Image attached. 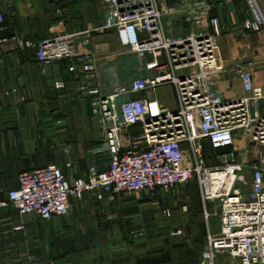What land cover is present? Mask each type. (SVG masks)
<instances>
[{"label":"built area","instance_id":"built-area-1","mask_svg":"<svg viewBox=\"0 0 264 264\" xmlns=\"http://www.w3.org/2000/svg\"><path fill=\"white\" fill-rule=\"evenodd\" d=\"M104 1L110 21L97 31H114L123 52L134 57L130 81L111 91L96 87L86 92L94 97L93 115L103 133L101 144L89 153L107 156V166L92 162L83 177L67 175L55 164L22 172L19 187L8 191L0 208L12 206L22 216L49 221L67 217L72 201H81L85 193L104 202L109 195L124 193L171 194L195 182L203 202L217 204L220 220L219 230L207 236L200 264H264V164H250L251 190L245 193L246 163L237 149L241 142L264 145V95L254 83L252 68L238 70L244 93L226 97L217 86L222 69L217 18L208 11L188 10L184 20L189 28L172 36L165 18H173L177 10L162 0ZM244 1L249 8L244 29L263 31L259 1ZM6 21L1 8L0 64ZM82 35L51 32L37 43L25 44L35 48L42 64L66 62L71 73L99 76L102 58L81 50V42H87L80 41ZM166 85L175 89L176 108L150 96ZM207 145L214 151H232L217 157V165H209ZM163 214L172 215L168 209ZM211 216L205 211L206 219Z\"/></svg>","mask_w":264,"mask_h":264},{"label":"crops","instance_id":"crops-1","mask_svg":"<svg viewBox=\"0 0 264 264\" xmlns=\"http://www.w3.org/2000/svg\"><path fill=\"white\" fill-rule=\"evenodd\" d=\"M258 1L264 9V0ZM2 3L0 0V9L6 12L8 20L10 11ZM162 3L177 10L176 16L165 18L172 36L185 34L189 28L184 20L188 10L208 11L210 17L219 20L222 31L216 41L222 69L217 86L223 95L233 98L244 93L238 76L240 67L252 68L254 83L264 95V30L247 32L244 29L249 15L244 0H162ZM56 22L61 31L52 32H67L63 19ZM35 27L31 17H23L19 12L1 32L6 41L0 64V200L7 198L8 191L19 187V175L25 171L55 164L67 175L83 177L92 162L105 168L107 156L89 153L101 144L103 133L93 115L94 97L86 92L96 87L111 91L112 87L125 84L134 76V57L123 52L112 30L100 33L97 29L101 27L95 26L83 33L82 41L87 42H81L84 43L81 50L102 58L100 75L87 77L69 72L66 62L40 63L35 48L25 44L46 38L38 34ZM171 88L176 101L175 89ZM150 96L171 107L161 97L159 89ZM261 111L264 113V98ZM238 145L239 157L246 163L244 175L251 181L250 164L246 161H264V158L258 156L256 146L242 142ZM206 150L207 153L211 150L209 145ZM218 151L221 153L217 157H222L232 149ZM193 183L199 193L195 206L197 219L159 225L170 234L157 240L128 238L127 231L146 229L149 220V212L143 209V196L138 193L109 195L104 202L85 193L81 201H72L67 217L49 221L37 215L22 216L12 206L0 208V264H34L36 261L200 264L207 236L214 227L210 219L205 218V211L210 212L213 204L203 202L200 187ZM183 212H188L187 206Z\"/></svg>","mask_w":264,"mask_h":264},{"label":"rangeland","instance_id":"rangeland-1","mask_svg":"<svg viewBox=\"0 0 264 264\" xmlns=\"http://www.w3.org/2000/svg\"><path fill=\"white\" fill-rule=\"evenodd\" d=\"M9 9L10 17L6 21H14L19 16V12L23 17H31L36 24L35 31L43 36H49L52 31L60 30L56 21L64 20L63 25L66 31L71 34L84 33L88 28L102 27L107 21H110L109 13H106L108 7L104 0H3L2 6ZM19 5V8H18ZM69 8V10H67ZM19 11V12H18ZM94 23L95 26L90 24ZM63 29V26L62 28ZM61 31V30H60ZM63 31V30H62ZM56 33V32H55ZM83 38L81 36L80 41ZM161 97L171 105L176 106L174 98V91L171 86L166 85L159 88ZM259 157L264 158V145H255ZM208 162L217 165V156L221 151H208ZM249 164L258 162L264 164V161H246ZM249 175V172H248ZM251 190V182L249 177L245 176L243 191L249 193ZM142 194L144 199L143 209L149 212V220L147 221V228L137 231H127L128 238L138 240L148 238L157 240L159 237L166 236L168 231L159 228V225L166 223H181L187 221H194L197 219L198 212L195 206L198 204V190L194 183L181 187L173 194L156 193L154 195L147 193ZM190 196L187 198L186 196ZM201 204V202L199 203ZM188 207V212H183V208ZM170 210L171 218H163V211ZM212 216L210 218L213 232H217L220 227V220L218 218L217 204H213L210 210ZM162 215V216H161ZM163 227V226H162Z\"/></svg>","mask_w":264,"mask_h":264}]
</instances>
